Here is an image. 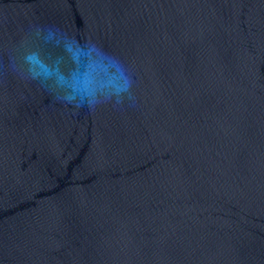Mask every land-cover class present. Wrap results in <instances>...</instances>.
Returning a JSON list of instances; mask_svg holds the SVG:
<instances>
[{
  "label": "water",
  "instance_id": "water-1",
  "mask_svg": "<svg viewBox=\"0 0 264 264\" xmlns=\"http://www.w3.org/2000/svg\"><path fill=\"white\" fill-rule=\"evenodd\" d=\"M0 264H264V0H0Z\"/></svg>",
  "mask_w": 264,
  "mask_h": 264
},
{
  "label": "clouds",
  "instance_id": "clouds-1",
  "mask_svg": "<svg viewBox=\"0 0 264 264\" xmlns=\"http://www.w3.org/2000/svg\"><path fill=\"white\" fill-rule=\"evenodd\" d=\"M119 90H127V84L123 85Z\"/></svg>",
  "mask_w": 264,
  "mask_h": 264
}]
</instances>
